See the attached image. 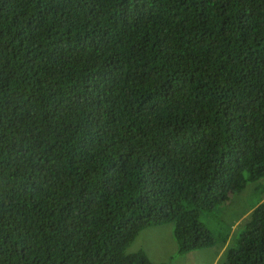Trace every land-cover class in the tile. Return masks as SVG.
<instances>
[{"label": "trees", "instance_id": "trees-1", "mask_svg": "<svg viewBox=\"0 0 264 264\" xmlns=\"http://www.w3.org/2000/svg\"><path fill=\"white\" fill-rule=\"evenodd\" d=\"M258 178L264 0H0V264L214 246L199 212ZM220 263L264 264V202Z\"/></svg>", "mask_w": 264, "mask_h": 264}, {"label": "rangeland", "instance_id": "rangeland-1", "mask_svg": "<svg viewBox=\"0 0 264 264\" xmlns=\"http://www.w3.org/2000/svg\"><path fill=\"white\" fill-rule=\"evenodd\" d=\"M264 202V179H255L246 183L245 188L229 197L227 201L212 210H201L199 220L210 230L216 240L214 246L196 249L183 255H174L173 259L163 264H221L226 245L223 246L222 238L227 237L231 244L240 236L250 213ZM148 239L158 237H147ZM129 247V246H128ZM131 247V248H130ZM127 248L130 252L132 246ZM151 260L157 262L161 256H166L165 250H160L153 245H145ZM159 264V263H156Z\"/></svg>", "mask_w": 264, "mask_h": 264}, {"label": "crops", "instance_id": "crops-1", "mask_svg": "<svg viewBox=\"0 0 264 264\" xmlns=\"http://www.w3.org/2000/svg\"><path fill=\"white\" fill-rule=\"evenodd\" d=\"M158 237L157 239L147 237ZM145 245H153L154 247H158L160 250H165L167 252L166 256H161L157 262L154 263H166L168 260L173 259L176 254V243L172 235V225L163 224L158 226L149 227L140 233L132 242L131 250H135L138 248L145 249ZM131 248V247H130ZM147 252V250L145 249ZM148 254V252H147ZM149 256V255H148Z\"/></svg>", "mask_w": 264, "mask_h": 264}, {"label": "clouds", "instance_id": "clouds-1", "mask_svg": "<svg viewBox=\"0 0 264 264\" xmlns=\"http://www.w3.org/2000/svg\"><path fill=\"white\" fill-rule=\"evenodd\" d=\"M165 224H170V223H165ZM170 225H172V224H170ZM229 244V242L227 241L224 245H226V247H227V245ZM224 245H222V246H220L221 248H220V251H222V248H223V246ZM226 249V248H225ZM225 251V250H224ZM191 252V251H190ZM177 255H182V254H178V253H176ZM224 255V254H223Z\"/></svg>", "mask_w": 264, "mask_h": 264}]
</instances>
